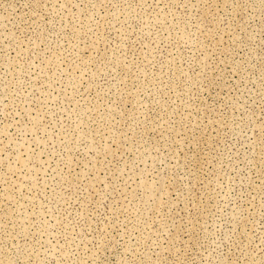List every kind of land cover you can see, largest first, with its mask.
Returning <instances> with one entry per match:
<instances>
[{
    "label": "rangeland",
    "instance_id": "374dc122",
    "mask_svg": "<svg viewBox=\"0 0 264 264\" xmlns=\"http://www.w3.org/2000/svg\"><path fill=\"white\" fill-rule=\"evenodd\" d=\"M0 264H264V0H0Z\"/></svg>",
    "mask_w": 264,
    "mask_h": 264
}]
</instances>
